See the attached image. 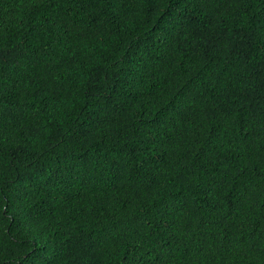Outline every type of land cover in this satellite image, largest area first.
Here are the masks:
<instances>
[{"label":"trees","instance_id":"1","mask_svg":"<svg viewBox=\"0 0 264 264\" xmlns=\"http://www.w3.org/2000/svg\"><path fill=\"white\" fill-rule=\"evenodd\" d=\"M0 264H264V0H0Z\"/></svg>","mask_w":264,"mask_h":264}]
</instances>
